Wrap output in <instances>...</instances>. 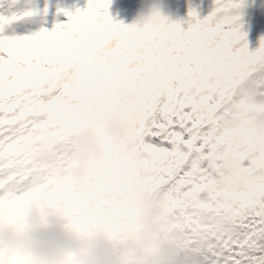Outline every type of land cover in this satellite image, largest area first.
<instances>
[{
    "label": "snow or ice",
    "instance_id": "obj_1",
    "mask_svg": "<svg viewBox=\"0 0 264 264\" xmlns=\"http://www.w3.org/2000/svg\"><path fill=\"white\" fill-rule=\"evenodd\" d=\"M110 2L58 7L66 19L27 35L6 32L5 25L32 10L0 15V219L13 220L28 198L39 196L60 203L67 225L82 230L110 215L122 199L119 188L110 186L97 197L78 194L71 184L81 116L64 102L57 76L62 61L79 54L81 45L111 61L141 102L142 119L131 137L130 181L167 201L186 223L192 207L208 209L212 217L219 212L218 204L196 205L193 198L212 182L208 161L233 103L230 81L242 78L264 105V41L250 49L244 40L238 23L243 0H212L203 17L190 7L188 19L177 20L136 55L123 53L117 44L126 28L109 16ZM232 63L239 71L221 79L218 70ZM154 85L162 90L153 93ZM206 86L213 88L212 95L204 94ZM45 135L54 138V146L37 153ZM190 158L195 170L187 165ZM230 232L214 237L212 247L194 251L205 252L209 264H264V224L249 214Z\"/></svg>",
    "mask_w": 264,
    "mask_h": 264
},
{
    "label": "clouds",
    "instance_id": "obj_2",
    "mask_svg": "<svg viewBox=\"0 0 264 264\" xmlns=\"http://www.w3.org/2000/svg\"><path fill=\"white\" fill-rule=\"evenodd\" d=\"M176 21L160 0H149L124 24L117 44L127 55L139 54ZM238 71L236 63L225 64L218 75L223 79ZM57 84L64 102L81 116L73 139L74 191L99 197L111 186L123 196L110 215L82 230L67 225L60 203L28 198L13 220L0 219V264H185L194 249L212 247L214 237L230 235L249 214L264 224V105L242 78L230 81L233 103L208 161L212 182L193 198L196 205L218 204L220 210L212 217L208 209L192 207L188 223L173 214L167 201L130 181L131 137L142 105L117 67L92 46L81 45L79 54L59 65ZM161 90L152 87L153 93ZM213 91L206 86L204 94ZM53 146L54 138L45 135L35 151L47 153ZM187 165L196 169L192 158Z\"/></svg>",
    "mask_w": 264,
    "mask_h": 264
},
{
    "label": "rangeland",
    "instance_id": "obj_3",
    "mask_svg": "<svg viewBox=\"0 0 264 264\" xmlns=\"http://www.w3.org/2000/svg\"><path fill=\"white\" fill-rule=\"evenodd\" d=\"M149 0H111L106 11L114 21L128 24L134 15ZM165 10L178 21L188 19L189 8L195 9L199 16L208 14L212 0H160ZM86 0H0V15H19L25 10L32 14L21 16L5 25V31L19 35L32 34L41 28L51 29L58 20L66 19L57 8L73 10L84 7ZM52 5H57L53 7ZM239 26L244 40L250 49H256L264 41V0H243L239 9ZM185 264H209L205 252L194 251L190 261Z\"/></svg>",
    "mask_w": 264,
    "mask_h": 264
}]
</instances>
